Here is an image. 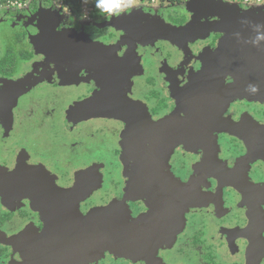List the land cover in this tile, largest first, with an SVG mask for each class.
<instances>
[{
    "label": "flooded vegetation",
    "instance_id": "flooded-vegetation-1",
    "mask_svg": "<svg viewBox=\"0 0 264 264\" xmlns=\"http://www.w3.org/2000/svg\"><path fill=\"white\" fill-rule=\"evenodd\" d=\"M190 2L0 4V264H264V65Z\"/></svg>",
    "mask_w": 264,
    "mask_h": 264
},
{
    "label": "water",
    "instance_id": "water-1",
    "mask_svg": "<svg viewBox=\"0 0 264 264\" xmlns=\"http://www.w3.org/2000/svg\"><path fill=\"white\" fill-rule=\"evenodd\" d=\"M216 1L221 0H191L188 11L194 12L197 7L202 9L206 7L215 15L240 16L237 21L228 19L223 21L224 28L221 32L225 34V37L219 47V56L234 64L264 65V6L255 7L256 9H249L251 6H248L241 10L237 4H225L221 9ZM230 24H233L231 29L228 28ZM184 31L188 32L189 28ZM250 72H257V70Z\"/></svg>",
    "mask_w": 264,
    "mask_h": 264
},
{
    "label": "trees",
    "instance_id": "trees-1",
    "mask_svg": "<svg viewBox=\"0 0 264 264\" xmlns=\"http://www.w3.org/2000/svg\"><path fill=\"white\" fill-rule=\"evenodd\" d=\"M10 0H0V4H6ZM66 5L70 6L72 9L81 10L82 4L85 0H62ZM95 9L101 11L102 14H106L108 11L107 6L112 4L114 7L119 6L121 3L127 0H93ZM150 1V0H149ZM244 2L245 0H240Z\"/></svg>",
    "mask_w": 264,
    "mask_h": 264
},
{
    "label": "rangeland",
    "instance_id": "rangeland-1",
    "mask_svg": "<svg viewBox=\"0 0 264 264\" xmlns=\"http://www.w3.org/2000/svg\"><path fill=\"white\" fill-rule=\"evenodd\" d=\"M93 0H85L84 3L88 4L91 3ZM129 1V0H128ZM133 1V0H131ZM135 2H141V1H149V0H134ZM168 0H151V2L156 3V4H160V3H164L166 4ZM251 2L248 4L249 6H251V8L249 9H256L259 8L258 5H262L263 2L261 3H257V0H250ZM256 7V8H255Z\"/></svg>",
    "mask_w": 264,
    "mask_h": 264
},
{
    "label": "built area",
    "instance_id": "built-area-1",
    "mask_svg": "<svg viewBox=\"0 0 264 264\" xmlns=\"http://www.w3.org/2000/svg\"><path fill=\"white\" fill-rule=\"evenodd\" d=\"M17 1H19V0H17ZM17 1L10 0V1H8L7 3H8V4H14V5H16V4H17V3H16ZM250 2H251L250 0H245V3H246V4H249ZM260 2H261V3H262V2L264 3V0H257V3H258V4H259Z\"/></svg>",
    "mask_w": 264,
    "mask_h": 264
}]
</instances>
